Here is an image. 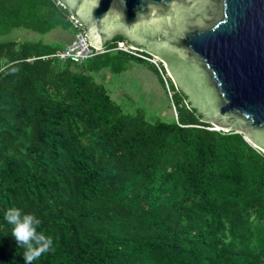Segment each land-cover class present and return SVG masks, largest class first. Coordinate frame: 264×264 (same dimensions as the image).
<instances>
[{
  "label": "trees",
  "instance_id": "trees-1",
  "mask_svg": "<svg viewBox=\"0 0 264 264\" xmlns=\"http://www.w3.org/2000/svg\"><path fill=\"white\" fill-rule=\"evenodd\" d=\"M71 18L59 0H0V264H25L10 207L52 237L33 264H264V152L212 130L171 79V121L115 101L96 76L131 55L76 65L44 59L65 43L9 38L74 36Z\"/></svg>",
  "mask_w": 264,
  "mask_h": 264
},
{
  "label": "water",
  "instance_id": "water-1",
  "mask_svg": "<svg viewBox=\"0 0 264 264\" xmlns=\"http://www.w3.org/2000/svg\"><path fill=\"white\" fill-rule=\"evenodd\" d=\"M59 1L92 46L122 36L165 65L203 122L264 151V0Z\"/></svg>",
  "mask_w": 264,
  "mask_h": 264
},
{
  "label": "rangeland",
  "instance_id": "rangeland-1",
  "mask_svg": "<svg viewBox=\"0 0 264 264\" xmlns=\"http://www.w3.org/2000/svg\"><path fill=\"white\" fill-rule=\"evenodd\" d=\"M71 32L73 31H70L69 33ZM68 34L65 32L60 33L59 31H53L47 35H43L25 29H17L12 32L9 38L23 39L22 41L43 40L45 42L52 38V40L59 39L60 42H65L70 38V35ZM132 62V64L136 63V61ZM141 65L142 66L137 68H131V66H129V70L120 75L113 74L111 81L104 82L106 88H108L115 101L122 105L127 104L126 107L129 108V110H133V108L135 110H144L147 113V119L149 121H154L157 117H161L167 121L173 120V118L176 117L175 111L164 85L152 70L151 64L142 62ZM100 77V75H97L96 79L100 81ZM176 95L178 98L182 97L177 89ZM212 128L213 130H222V128L214 125Z\"/></svg>",
  "mask_w": 264,
  "mask_h": 264
},
{
  "label": "built area",
  "instance_id": "built-area-1",
  "mask_svg": "<svg viewBox=\"0 0 264 264\" xmlns=\"http://www.w3.org/2000/svg\"><path fill=\"white\" fill-rule=\"evenodd\" d=\"M72 19V18H71ZM72 23L74 28L76 29V33L73 36L71 42L63 49L56 51L54 54L44 57V59H58L62 62H71L76 65H81L85 61L92 59L98 55L104 54L109 51H120L126 53L128 55L133 56L141 61L147 62L153 65L162 76L166 87L165 90L168 94L169 99L171 100L172 107L175 111V116L177 118L176 107L173 102V97L175 95V91L170 86V76L165 69V65L156 57L151 56L147 53H144L140 50L130 48V46L125 41H119L117 46L113 49L107 48H96L89 43L88 37L85 34V30L81 24L72 19ZM213 130V128H211ZM215 131H219L215 129Z\"/></svg>",
  "mask_w": 264,
  "mask_h": 264
},
{
  "label": "clouds",
  "instance_id": "clouds-1",
  "mask_svg": "<svg viewBox=\"0 0 264 264\" xmlns=\"http://www.w3.org/2000/svg\"><path fill=\"white\" fill-rule=\"evenodd\" d=\"M4 219L12 226L16 244L25 249L22 256L25 264H33L43 254L54 250L52 237L37 231L42 221L34 214H26L22 209L10 207L6 210Z\"/></svg>",
  "mask_w": 264,
  "mask_h": 264
},
{
  "label": "crops",
  "instance_id": "crops-1",
  "mask_svg": "<svg viewBox=\"0 0 264 264\" xmlns=\"http://www.w3.org/2000/svg\"><path fill=\"white\" fill-rule=\"evenodd\" d=\"M72 38H73V35L72 36H70V38L67 40V41H65V42H60V40L59 39H53L52 40V38H50L49 40H47L48 42H50V43H65V46H67L70 42H71V40H72ZM106 48V47H105ZM133 62H130L129 63V65H128V70H129V66H131V68H137V67H139V66H142L141 64H142V62H139V61H136V63L135 64H132ZM151 66V65H150ZM153 66V65H152ZM151 66V68H152V70L154 71V73L157 75V77L159 78V80H160V77H159V75L156 73V69H155V67L153 66L152 67ZM156 70V71H155ZM101 77H100V82L101 81H103V82H109V81H111L112 80V74L109 72V71H103L102 73H100L99 74Z\"/></svg>",
  "mask_w": 264,
  "mask_h": 264
}]
</instances>
